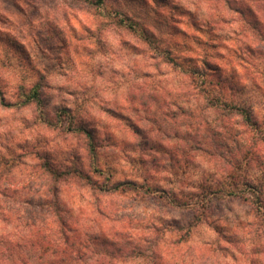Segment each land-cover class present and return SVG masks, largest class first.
<instances>
[{"label": "rangeland", "instance_id": "rangeland-1", "mask_svg": "<svg viewBox=\"0 0 264 264\" xmlns=\"http://www.w3.org/2000/svg\"><path fill=\"white\" fill-rule=\"evenodd\" d=\"M91 1L0 0V172L5 162L14 168L3 182L29 179V166L42 162V156L66 164L73 153L90 164L85 136L64 140L65 134L42 122L45 112L52 118L55 110L66 108L78 126L93 130L101 146V168L115 181L158 186V196L177 190L196 195L203 182H229L221 157L210 160L183 140L193 133L189 116L197 119L196 125L205 129L208 124L219 132L220 143L229 142L218 149L222 158L236 149L249 153L251 159L244 158L242 165L264 190V146L259 148L256 134L247 132L239 119L225 125L206 109L198 82L165 62L170 48L184 66L206 70L209 87L224 101H253L264 119V41L248 25L255 16L264 32V0H231L232 8L221 0H106L102 9ZM116 11L123 12L126 24L154 37L151 48L109 16ZM36 83L44 105H24L20 87L29 90ZM233 132L239 134L236 144L226 137ZM147 138L149 145L142 143ZM26 152L36 156H24ZM19 155L24 157L17 159ZM65 194L76 214L92 217L90 196L73 189ZM245 195L255 200L256 195ZM110 200L105 199L110 203L107 217L98 218L104 232H121L136 245L156 226L166 233L159 247L168 264H264V211L248 215L249 201L212 197V217L197 224L192 213L173 211L165 199H157L158 205L134 194ZM9 203L6 209L15 206ZM12 227L14 223L0 221V231ZM174 242H182L181 252ZM95 246L99 254L107 252ZM106 261L141 264L133 257Z\"/></svg>", "mask_w": 264, "mask_h": 264}, {"label": "trees", "instance_id": "trees-1", "mask_svg": "<svg viewBox=\"0 0 264 264\" xmlns=\"http://www.w3.org/2000/svg\"><path fill=\"white\" fill-rule=\"evenodd\" d=\"M221 1L227 7L232 8L231 0ZM89 4L95 6L96 9H102L106 5V0H92ZM235 10L238 14H243L238 5ZM109 16L115 20L118 19L120 24L130 27L131 31L138 33L148 48H151V42L155 41L154 37L147 35L143 29H138L135 24H126L122 19V17H126L123 12H111ZM248 25L256 30L259 41L263 42L264 32L261 30V21L252 16ZM165 53L167 55L166 58L164 57L165 62L173 70L179 69L180 73L190 76L194 84L198 82V93L202 97L206 109L212 110L225 125L234 119H239L247 132H252V135L256 134L253 137L259 143V148L264 146V119L262 116L259 117L256 112L255 102L242 100L238 97L235 100L224 101L221 93H215L209 87L206 70L184 66L180 62V58L170 48L165 50ZM205 65L207 66V63L204 61ZM20 88L23 90L24 105L36 104L37 107L44 105L37 83L29 90L23 86ZM1 100L3 102L4 98ZM183 114L188 116L186 111H183ZM192 119L194 118L187 117V121H191L189 127L193 133L183 140L190 146L191 151L201 152L210 160L221 157L219 160L222 171L227 174L229 182L225 183L226 185L223 183L215 186L203 182L198 186L196 195L193 193L185 195L183 190H177L164 191L161 196H158V186L150 187L147 186V183L115 181L114 175L110 176L104 171L99 158L101 146L98 144L93 130L86 126H78L71 111L66 108L57 109L52 118L45 112L42 122L46 128L53 132L57 131L59 134H65L64 140H67L66 137L77 134L85 136V147L91 162L86 165L80 157L78 158L73 153L70 154L71 161L66 164L48 160V155L42 156L44 158L42 162L29 166L28 173L32 178L29 177L21 182L18 180L17 182H12V180L3 182V176L10 175L14 169L8 162L4 163L5 169L0 172V221L6 224L14 223V227H12L14 229L0 231V264H106V259L121 258L122 260L132 257L134 261L141 264H168L159 247L166 233L164 234V231L158 227L151 226L148 229V234L141 239L143 245L138 247L136 245L141 243L133 245L136 240L132 242L131 238L127 239V236L122 235L121 232H118L121 236L114 232L109 234L104 232L99 225L98 218L107 217V212L110 210L105 199H114L116 196L124 197L134 194L142 201L154 199L156 203L157 199H165L173 211L192 213L195 219L194 223L197 224L204 221L208 223L212 217L211 198L218 196L231 202L249 201L252 203V207L248 205V215L258 217L257 215L263 213L264 216V212H262L264 211L262 210L264 190L260 185L253 184L247 170L242 165L244 158L249 160L251 155H248L247 152L246 155L239 154L240 152H237L236 149V153L230 155L229 158H222V153L218 152V149H221L223 145L228 146L229 142L224 139L225 141L220 143L219 140L222 139L219 137V132L213 130L208 124H205L207 127L204 129L203 125H196L197 119ZM136 134L143 138L140 130H137ZM175 137L178 138V135L176 134ZM226 137L235 143L239 134L233 132ZM142 143L150 144L148 138L142 140ZM245 148H249V145ZM29 154L36 156L29 152H26L24 156ZM24 156L19 155L17 159H22ZM67 189H73L90 196V205L93 206L92 217L85 219L75 213L73 205L70 204L65 194ZM247 192L256 195L254 201L245 197ZM200 195L203 196V200L198 199ZM9 202L14 203L15 206L6 209L4 206L10 204ZM17 228H23L22 234L20 231L13 232ZM175 231L180 232V228H175ZM97 244L105 247L107 252L99 254L98 247L95 246ZM174 244V248L181 252L182 242H174Z\"/></svg>", "mask_w": 264, "mask_h": 264}]
</instances>
